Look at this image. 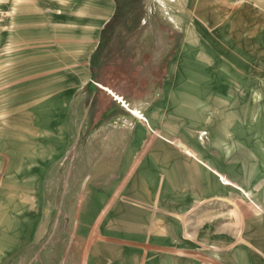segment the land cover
Wrapping results in <instances>:
<instances>
[{
	"label": "crops",
	"instance_id": "obj_1",
	"mask_svg": "<svg viewBox=\"0 0 264 264\" xmlns=\"http://www.w3.org/2000/svg\"><path fill=\"white\" fill-rule=\"evenodd\" d=\"M201 1L185 5L207 3ZM116 4L21 0L28 66L9 77L0 68V264H52L31 249L39 231H46L42 182L51 165L59 166L54 179L66 181L76 179L81 166L78 173L89 181L86 196L103 199L92 210L103 207L96 222L101 237L92 242L85 264H264V216L236 189L241 185L264 200V138L256 140L264 126L256 129L255 78L239 76L250 65L254 69L253 61L237 56L238 42L224 48V57L214 53L193 29L159 71L158 39L131 45L126 41L136 29L109 27ZM114 37L123 38L115 57ZM143 47L149 64H143ZM127 63L142 70L138 81L149 70L147 82L156 85L149 100L136 103L118 89L129 78ZM64 64H103L100 78L95 72L87 76L114 88L168 139L152 135L120 101L84 80V71ZM84 84L94 93L78 100ZM67 109L76 120L86 115L88 124H64ZM73 129L87 136L83 142L77 136L70 146ZM176 136L181 144L172 141ZM88 222L87 227L93 215ZM108 235L120 241L111 243ZM211 245L224 247L210 255L205 250Z\"/></svg>",
	"mask_w": 264,
	"mask_h": 264
},
{
	"label": "rangeland",
	"instance_id": "obj_2",
	"mask_svg": "<svg viewBox=\"0 0 264 264\" xmlns=\"http://www.w3.org/2000/svg\"><path fill=\"white\" fill-rule=\"evenodd\" d=\"M116 1V10L109 27L136 29L138 32L133 33V36H129L126 41L131 45L134 44L133 42L143 39V42H145L143 46H145L147 41L158 39L159 59L157 67L159 71H161L159 64H163V61L168 60L177 50L180 42L186 37V31L190 33V30H197L201 34L202 44L205 48L212 50L214 53L216 51L222 57L227 55L224 48H230L231 45L238 42L241 52L237 56L242 57L244 62L253 61L254 63V69L250 65L247 71L243 70L244 72L239 73V76H254V94L256 101L259 102L255 106L256 129L259 124L264 126V0H205L203 2H207L206 4L201 1L203 4H194L190 5V7L185 5L186 0ZM184 10L187 12L186 14ZM23 13L24 9L21 5V0H0V61L4 63L0 64V68L3 69L4 73H8L6 74L7 77L20 74L28 66L24 64L26 61V33L22 30L23 20L21 19L24 16ZM226 13L239 17V21L225 20L224 15ZM122 39L114 37V41L116 42L111 44V46L115 44V47L113 46L112 48L113 57L118 56L122 51ZM37 41L38 39H35L33 43L31 40V43L36 44ZM48 44L52 48L58 49V45L54 41L50 40ZM145 50L143 47V64H149L146 61H150L151 55L149 49H147L148 52ZM66 55L68 54L61 53V57L64 60L71 61L70 56L65 57ZM31 56L34 55L31 54ZM146 56L148 58L145 60ZM31 65L38 64H29V67H32ZM81 65L86 67L85 70ZM102 65L64 64V67H62L69 71H72L73 67H78L79 70L84 71V80L86 79L93 88L111 98L114 97V99L122 97L116 91L109 92V88H107L108 84L104 87L106 83L99 79L103 72ZM242 65L246 66L247 64ZM135 66L136 64L127 63L125 71L129 78L126 79V84L118 83V89L122 90L126 97L131 96L133 101L141 103L153 96L156 85H151L147 82V78L150 79L147 75L149 73L148 69L143 70L142 79L138 81L142 70H137ZM89 72H95L99 78L91 74L87 76ZM99 81L102 84L97 85ZM119 101L127 109L134 111L135 105H131L128 100ZM66 105L67 103L63 101L64 109L67 108ZM67 112L68 109L65 111L64 124H78L81 126L88 124L86 115L83 113L76 120L71 118ZM77 130L73 129V136H71V139L69 138L70 146L76 141L77 136L79 137V142H83L86 139L87 133H78ZM262 130L261 132L256 131V140H263L264 130L263 132ZM176 138L173 139L175 143L180 142L181 144V138L177 136ZM68 151L69 149L65 150L63 160L66 159ZM80 167L78 166L76 173H74L76 179L66 181L64 179H54L57 176L56 173L59 166L51 165L47 169L46 179L42 182L45 185V197L43 198L42 205L45 211L46 231H43V229L39 231L34 241V246L31 249L35 248L37 251H40L42 258L44 256L50 258L52 264L56 258L57 264H71L74 259L78 261V264H85V259L91 251L92 242L101 237L100 226L96 222L103 213V207H98L99 210L98 212H94L95 214H93L92 210L94 207L97 210V205L102 206L103 199L102 197L86 196L89 181L86 180V173L82 176L78 173ZM65 168L66 165L64 164L60 170L62 172L61 176H63ZM219 175L222 176L223 174L219 173ZM222 178L227 179V177ZM240 187V185H236L238 193L250 202L251 206L258 213L262 214L264 200L259 197L257 198L255 194L246 188L241 190ZM27 197L31 196H26V200H28ZM29 205L30 203L27 202L26 209L29 208ZM90 215L94 216V222H91V226L87 227ZM28 220V213H26V221ZM106 237L111 240V243L120 241L118 235H108ZM221 247L224 246L211 245L205 251L207 254L212 255L215 249L220 250ZM28 251L26 250L27 253ZM214 263L218 264V262L212 261H208L206 264ZM201 264H205V262Z\"/></svg>",
	"mask_w": 264,
	"mask_h": 264
},
{
	"label": "built area",
	"instance_id": "obj_3",
	"mask_svg": "<svg viewBox=\"0 0 264 264\" xmlns=\"http://www.w3.org/2000/svg\"><path fill=\"white\" fill-rule=\"evenodd\" d=\"M137 118H140L141 120H143L145 123H146V121H147V117L146 116H144L143 114H141L140 112H139V110L136 108V107H134V111H131ZM147 124V123H146ZM148 125V124H147ZM149 126V128H150V130H151V133H152V135H159V136H161V137H164V138H166V136H164V135H162L161 133H159L158 132V130L156 129V128H154V127H152L151 125H148ZM166 139H168V138H166ZM177 139V138H176ZM174 143H175V140H172ZM178 141V140H177Z\"/></svg>",
	"mask_w": 264,
	"mask_h": 264
},
{
	"label": "water",
	"instance_id": "obj_4",
	"mask_svg": "<svg viewBox=\"0 0 264 264\" xmlns=\"http://www.w3.org/2000/svg\"><path fill=\"white\" fill-rule=\"evenodd\" d=\"M90 93H94V89L91 88L88 84H84L78 91L77 94V99L81 100V99H85L86 96Z\"/></svg>",
	"mask_w": 264,
	"mask_h": 264
},
{
	"label": "bare ground",
	"instance_id": "obj_5",
	"mask_svg": "<svg viewBox=\"0 0 264 264\" xmlns=\"http://www.w3.org/2000/svg\"><path fill=\"white\" fill-rule=\"evenodd\" d=\"M146 123L148 124V125H151L150 124V122H149V119H147V121H146ZM108 130V129H107ZM113 132V131H112ZM115 132V131H114ZM113 135V134H112ZM148 135V134H147ZM110 136V135H109ZM151 136V135H150ZM107 137V136H106ZM121 137V136H120ZM148 137V136H147ZM114 139V138H113ZM112 139V140H113ZM118 139V138H117ZM111 140V139H110ZM116 141V140H115ZM116 142H118V141H116ZM107 143H109V142H107ZM111 143H112V141H111ZM116 144V143H115ZM118 144V143H117ZM179 144H180V142H179ZM98 148V147H97ZM101 148V147H100ZM105 148V147H104ZM103 148V149H104ZM115 148V147H114ZM146 148V147H145ZM102 149V148H101ZM107 151H108V149H107ZM100 153V152H99ZM106 153V152H105ZM111 153V152H110ZM195 153V152H194ZM136 156V155H135ZM139 156V155H138ZM92 158V157H91ZM101 158V157H100ZM201 159V158H200ZM139 160V159H138ZM134 161V160H133ZM135 162V161H134ZM221 177H226L224 174L221 176ZM228 179V178H227ZM230 182V181H229ZM241 186V185H240ZM241 188V190H244L245 189V187H243V186H241L240 187ZM258 198V197H257ZM262 215L264 216V205H263V207H262Z\"/></svg>",
	"mask_w": 264,
	"mask_h": 264
},
{
	"label": "flooded vegetation",
	"instance_id": "obj_6",
	"mask_svg": "<svg viewBox=\"0 0 264 264\" xmlns=\"http://www.w3.org/2000/svg\"><path fill=\"white\" fill-rule=\"evenodd\" d=\"M98 84L100 85V84H102V82L99 81V82L97 83V85H98ZM106 86H107V85H106ZM106 86H104V87H106ZM102 87H103V86H102ZM110 90H111V89H109V92H111ZM112 98H113V97H112ZM113 99H114V98H113ZM116 100H118V101H119V100H122V101H125V100H126V101H127V99H125L123 96H122V97H119V98H116Z\"/></svg>",
	"mask_w": 264,
	"mask_h": 264
},
{
	"label": "trees",
	"instance_id": "obj_7",
	"mask_svg": "<svg viewBox=\"0 0 264 264\" xmlns=\"http://www.w3.org/2000/svg\"><path fill=\"white\" fill-rule=\"evenodd\" d=\"M107 85V83L104 85V86H106ZM107 88H109V89H111L110 91H116L114 88H112L111 86H107ZM117 92V91H116ZM117 94H119L118 92H117ZM114 98V97H113Z\"/></svg>",
	"mask_w": 264,
	"mask_h": 264
}]
</instances>
